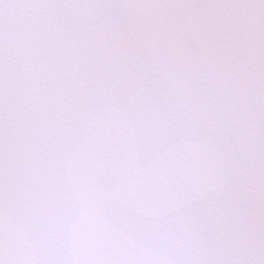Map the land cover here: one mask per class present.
Instances as JSON below:
<instances>
[{
    "label": "snow or ice",
    "instance_id": "1",
    "mask_svg": "<svg viewBox=\"0 0 264 264\" xmlns=\"http://www.w3.org/2000/svg\"><path fill=\"white\" fill-rule=\"evenodd\" d=\"M0 264H264V0H0Z\"/></svg>",
    "mask_w": 264,
    "mask_h": 264
}]
</instances>
